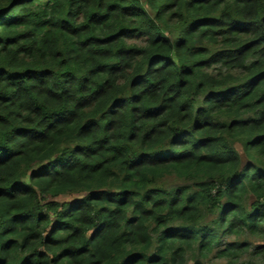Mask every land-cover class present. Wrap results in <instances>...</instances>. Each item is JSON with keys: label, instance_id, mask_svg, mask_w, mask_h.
I'll use <instances>...</instances> for the list:
<instances>
[{"label": "trees", "instance_id": "1", "mask_svg": "<svg viewBox=\"0 0 264 264\" xmlns=\"http://www.w3.org/2000/svg\"><path fill=\"white\" fill-rule=\"evenodd\" d=\"M212 261L264 264V0H0V264Z\"/></svg>", "mask_w": 264, "mask_h": 264}, {"label": "rangeland", "instance_id": "2", "mask_svg": "<svg viewBox=\"0 0 264 264\" xmlns=\"http://www.w3.org/2000/svg\"><path fill=\"white\" fill-rule=\"evenodd\" d=\"M181 184H183V182L181 180H179L173 176H167V177L159 180L155 186L166 189V190H171V189H173V188H175ZM82 195H84V194H82V193H70V194H64V195L58 196L54 199L59 201L60 203L72 202V201H75V200L81 198ZM208 220H209V218L205 219V221H208ZM211 263L217 264L218 262L212 261ZM211 263H209V264H211Z\"/></svg>", "mask_w": 264, "mask_h": 264}]
</instances>
